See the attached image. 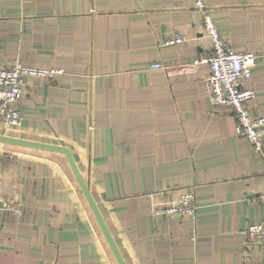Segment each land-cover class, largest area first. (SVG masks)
Masks as SVG:
<instances>
[{
    "label": "crops",
    "instance_id": "0c3cea01",
    "mask_svg": "<svg viewBox=\"0 0 264 264\" xmlns=\"http://www.w3.org/2000/svg\"><path fill=\"white\" fill-rule=\"evenodd\" d=\"M222 37L258 55L251 111L264 117V0H207ZM186 39L164 44L172 34ZM211 48L194 0H0V68L27 78L8 134L68 146L127 264H264L241 231L264 222V156L210 101ZM162 64V68H152ZM194 192L195 215L156 214ZM0 264H118L61 153L0 144Z\"/></svg>",
    "mask_w": 264,
    "mask_h": 264
},
{
    "label": "built area",
    "instance_id": "2783aa9c",
    "mask_svg": "<svg viewBox=\"0 0 264 264\" xmlns=\"http://www.w3.org/2000/svg\"><path fill=\"white\" fill-rule=\"evenodd\" d=\"M195 7L202 14L203 28L211 40L210 50L196 60L206 62L210 66V74L206 81L210 89V101L215 106H226L235 118L238 133L251 143L259 155L264 156V117L255 115L249 101L256 96V90L247 86L253 77L258 55L253 52H237L222 37L219 27L211 13L207 0H194ZM186 37L172 34L164 44L182 42ZM152 68H162V64H153ZM62 68H38L23 65L19 60L10 66L0 68V133L8 134L19 127L23 121V113L16 108L25 94L27 78L53 79L62 74ZM9 135V134H8ZM264 199V190L257 196L249 198V202ZM20 201L0 197V213L19 216L22 214ZM198 208L194 192L183 193L166 206H158L156 214H172L179 216L195 215ZM3 223L0 216V233ZM244 237V255L249 257L256 247L264 248V222L251 224L241 231Z\"/></svg>",
    "mask_w": 264,
    "mask_h": 264
},
{
    "label": "water",
    "instance_id": "95a60500",
    "mask_svg": "<svg viewBox=\"0 0 264 264\" xmlns=\"http://www.w3.org/2000/svg\"><path fill=\"white\" fill-rule=\"evenodd\" d=\"M0 144L14 145V146L39 149V150H45V151H51V152H57L63 154L118 264H127L99 208V205L97 204V201L91 192L88 182L86 181L79 165L77 164V161L74 157L72 150L68 146L49 143V142H42L27 138H21L8 134H2V133H0Z\"/></svg>",
    "mask_w": 264,
    "mask_h": 264
}]
</instances>
